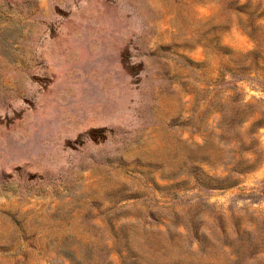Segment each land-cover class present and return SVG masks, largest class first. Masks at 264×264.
I'll return each instance as SVG.
<instances>
[{"label": "rangeland", "instance_id": "obj_1", "mask_svg": "<svg viewBox=\"0 0 264 264\" xmlns=\"http://www.w3.org/2000/svg\"><path fill=\"white\" fill-rule=\"evenodd\" d=\"M260 4L0 0V264H226L206 243L238 222L264 242Z\"/></svg>", "mask_w": 264, "mask_h": 264}, {"label": "trees", "instance_id": "obj_2", "mask_svg": "<svg viewBox=\"0 0 264 264\" xmlns=\"http://www.w3.org/2000/svg\"><path fill=\"white\" fill-rule=\"evenodd\" d=\"M251 20L248 25H242L243 29L245 30L246 34L259 46L261 47L262 44H264V33L262 30V24H257V21L264 19V7L260 4L258 5L253 13H250ZM263 34V36H262ZM263 37V39H262ZM264 91V85L261 86ZM237 90V87H235V91ZM238 119L233 122H227L225 123L224 131V138L226 137H233L235 133H233V127L236 124L242 123V113H245V109H237ZM240 113V114H239ZM261 114L264 116V111H261ZM262 120V119H261ZM261 120H258L257 122H260ZM223 147V146H222ZM252 150V149H251ZM250 152L256 153V151L252 150ZM215 153H219L217 155V158H222L223 155H221V150L215 151ZM241 160H237V162L232 161L231 162V168L228 172V174L222 178V183L219 184L217 187L219 189H225L229 187H234L237 185V176L239 174H242L244 171L251 168V165H242L240 166ZM228 171V170H227ZM235 173L236 176H232L231 173ZM217 178V177H216ZM253 222L256 224H259L258 219H253ZM261 230L256 229L255 233L251 231H241L240 230V223L238 222V228L234 232V236L231 237L229 233L225 231L224 225L221 227L220 235L217 236V239L214 241L207 242V247L204 252V255H208L209 253L214 254L216 256V253L219 252L220 255L224 258L226 261V264H253V261L257 260L259 261V256L262 252L263 248V240L261 238ZM177 234V233H176ZM114 238L117 241H124L125 245L128 246L130 240L132 239L131 234H124L123 236L120 235H114ZM170 244L175 247L177 245V242L175 241L174 235L170 238ZM193 242H197L201 244L199 241V233L196 231L193 234V239L190 240V246L192 247ZM149 249L153 252V254H157L162 252L161 246H156L153 240H150L147 242ZM125 246V247H126ZM178 246V245H177ZM127 248V247H126ZM138 253V252H137ZM136 256V255H135ZM214 257H211L209 255L208 261H206V264H218L215 261H213ZM139 260V259H138ZM147 261H135V264H156L152 263L148 258H146ZM148 262V263H147Z\"/></svg>", "mask_w": 264, "mask_h": 264}]
</instances>
